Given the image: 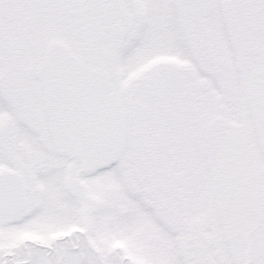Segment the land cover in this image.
<instances>
[{"label":"snow or ice","instance_id":"6c2138e0","mask_svg":"<svg viewBox=\"0 0 264 264\" xmlns=\"http://www.w3.org/2000/svg\"><path fill=\"white\" fill-rule=\"evenodd\" d=\"M0 264H264V0H0Z\"/></svg>","mask_w":264,"mask_h":264}]
</instances>
